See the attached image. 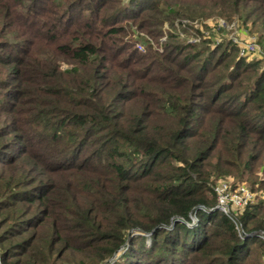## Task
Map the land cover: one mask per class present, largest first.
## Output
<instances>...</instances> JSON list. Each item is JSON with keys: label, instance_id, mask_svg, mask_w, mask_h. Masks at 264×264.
I'll return each instance as SVG.
<instances>
[{"label": "trees", "instance_id": "16d2710c", "mask_svg": "<svg viewBox=\"0 0 264 264\" xmlns=\"http://www.w3.org/2000/svg\"><path fill=\"white\" fill-rule=\"evenodd\" d=\"M211 16L264 55V0H0V264H264V56Z\"/></svg>", "mask_w": 264, "mask_h": 264}, {"label": "rangeland", "instance_id": "374dc122", "mask_svg": "<svg viewBox=\"0 0 264 264\" xmlns=\"http://www.w3.org/2000/svg\"><path fill=\"white\" fill-rule=\"evenodd\" d=\"M219 18V16H211L210 18L195 21L194 25L199 27V31L201 30V33L203 34V36H205V38H209L210 34H212L213 44L220 43L224 40L226 42L229 41L235 44L238 48L239 55L241 53L242 48H245V46H247V44L251 42V39H255L254 41H256L255 36L249 32L247 27H243L237 22H234L233 25L230 24L231 22H228L230 25L224 24L222 26H219L218 23L221 20ZM178 31L180 32L179 34H181L180 38L186 40L187 42H199L203 39V37H201L200 35V37H194L195 35H191V33L187 34L184 31L181 32L180 27L177 28V32L174 31L173 33H178ZM258 47L259 50L257 49L254 53L245 54L242 57L246 58L247 61H250L252 59H256L258 57L263 56V52L259 44ZM225 181L230 184L229 178L225 179ZM232 208L235 209L234 207H231L230 209Z\"/></svg>", "mask_w": 264, "mask_h": 264}, {"label": "built area", "instance_id": "2783aa9c", "mask_svg": "<svg viewBox=\"0 0 264 264\" xmlns=\"http://www.w3.org/2000/svg\"><path fill=\"white\" fill-rule=\"evenodd\" d=\"M220 25L222 26L224 25V23L222 24V22L220 21ZM254 40L251 39V42L248 43L245 48H242L240 56L254 53L257 49L259 50L258 44ZM137 48L141 50L142 46L140 44H137ZM214 191L217 198V204L215 207L229 216L231 215V207H244L254 199V194L245 185H239L234 190H231L230 184L225 180L219 181L215 185ZM193 220L194 217L192 218V221ZM257 235H259V237L264 240V233H259Z\"/></svg>", "mask_w": 264, "mask_h": 264}, {"label": "water", "instance_id": "95a60500", "mask_svg": "<svg viewBox=\"0 0 264 264\" xmlns=\"http://www.w3.org/2000/svg\"><path fill=\"white\" fill-rule=\"evenodd\" d=\"M193 215H194V212H190L189 216H190L191 220L193 218ZM114 256H115V253L111 256V258L106 263H108L110 260H112Z\"/></svg>", "mask_w": 264, "mask_h": 264}]
</instances>
